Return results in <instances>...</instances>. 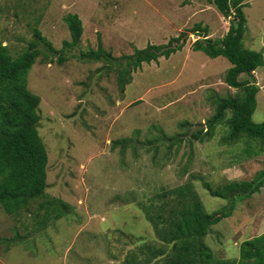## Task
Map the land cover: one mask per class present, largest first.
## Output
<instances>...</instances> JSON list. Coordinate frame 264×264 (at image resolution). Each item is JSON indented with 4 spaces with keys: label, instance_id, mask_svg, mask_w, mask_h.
<instances>
[{
    "label": "rangeland",
    "instance_id": "obj_1",
    "mask_svg": "<svg viewBox=\"0 0 264 264\" xmlns=\"http://www.w3.org/2000/svg\"><path fill=\"white\" fill-rule=\"evenodd\" d=\"M244 2V45L264 54V0ZM69 13L83 21L81 41L62 54L61 63V54L52 55V63L40 56L28 73L29 89L41 97L46 192L69 210L38 224L32 213L15 218L0 205V264H122L133 254L143 258L140 249L149 254L147 246L165 245L140 202L187 182L208 212L231 207L205 239L216 258L239 259L241 243L264 233V184L250 196L236 190L230 198L212 195L204 185L221 189L232 180L255 179L264 172V145L246 136L226 139L231 110L211 137L187 140L193 129L206 128L218 100L238 91L225 82L232 66L226 57L193 48L205 28L221 39L230 18L207 0H0V43L16 56L38 27L60 49L70 40ZM197 24L199 32L192 33ZM176 37L178 50L144 62L124 91L112 62L81 58L98 49L100 39L119 57ZM254 76L260 91L253 120L259 123L264 65ZM176 136L186 140L175 142Z\"/></svg>",
    "mask_w": 264,
    "mask_h": 264
},
{
    "label": "trees",
    "instance_id": "obj_2",
    "mask_svg": "<svg viewBox=\"0 0 264 264\" xmlns=\"http://www.w3.org/2000/svg\"><path fill=\"white\" fill-rule=\"evenodd\" d=\"M214 4L221 14L230 18L228 32L221 39L209 37L208 29L198 38L193 48L203 50L211 57L224 56L232 66L225 74V82L237 88L234 96L218 100L216 112L206 123L205 129L193 133L188 141H204L212 135V129L231 110L229 135L227 140L237 141L241 137L259 139L264 145V121L255 122L253 113L257 107V84L255 71L264 65V54L244 45L247 18L244 12V0H207ZM70 29V40H64L62 48H56L34 27V38L16 56L8 44L0 43V205L4 211L18 217L23 213H32L35 222L42 224L41 218L49 223L52 216H61L69 210L62 200L51 197L47 192L49 155L43 138L39 133L41 97L28 87V73L41 56L53 62L52 55H60L61 63L67 50L77 45L83 36V21L77 13L65 16ZM194 26L192 33L199 32ZM181 35H185L182 33ZM172 38L166 44H150L145 48H136L131 54L115 57L103 47L100 39L98 49L83 52L81 58L107 59L116 69L117 82L122 91L133 79L132 73L144 62L158 61L162 56H170L180 45L172 46ZM44 45L45 49L41 48ZM247 74L248 78H242ZM172 142V138L170 139ZM186 140L176 136L175 142ZM117 143H121L117 141ZM264 184V172L253 180H232L221 189H213L205 184L212 195L230 198V192L239 190L240 195L250 196ZM237 192V193H238ZM146 218L165 248L147 246L149 254L140 258L133 254L130 260L122 264H264V233L244 240L240 245V258L236 260L218 259L206 236L210 227L229 214L231 207L224 206L215 212H208L201 201L194 184L164 188L155 193L148 202H140Z\"/></svg>",
    "mask_w": 264,
    "mask_h": 264
},
{
    "label": "water",
    "instance_id": "obj_3",
    "mask_svg": "<svg viewBox=\"0 0 264 264\" xmlns=\"http://www.w3.org/2000/svg\"><path fill=\"white\" fill-rule=\"evenodd\" d=\"M183 41H184V39H183ZM173 46H175V43L173 44ZM195 130H196V129H193V130L190 132V134L187 136V138L191 137V135L195 132Z\"/></svg>",
    "mask_w": 264,
    "mask_h": 264
},
{
    "label": "clouds",
    "instance_id": "obj_4",
    "mask_svg": "<svg viewBox=\"0 0 264 264\" xmlns=\"http://www.w3.org/2000/svg\"><path fill=\"white\" fill-rule=\"evenodd\" d=\"M209 37H210V36H209ZM182 41H183V40H182ZM184 42H185V40H184ZM174 43H175V41H174ZM174 43H173V44H174ZM179 44H180V43H179ZM172 46H173V45H172ZM175 46H176V45H175ZM173 47H174V46H173Z\"/></svg>",
    "mask_w": 264,
    "mask_h": 264
}]
</instances>
